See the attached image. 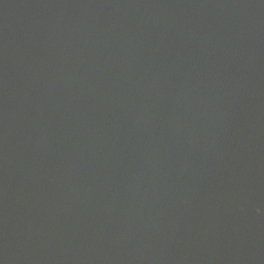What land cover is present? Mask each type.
Instances as JSON below:
<instances>
[{
	"label": "water",
	"instance_id": "obj_1",
	"mask_svg": "<svg viewBox=\"0 0 264 264\" xmlns=\"http://www.w3.org/2000/svg\"><path fill=\"white\" fill-rule=\"evenodd\" d=\"M0 264H264V0H0Z\"/></svg>",
	"mask_w": 264,
	"mask_h": 264
}]
</instances>
